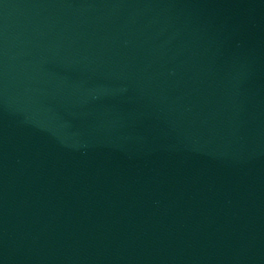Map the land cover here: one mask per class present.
Wrapping results in <instances>:
<instances>
[{
    "label": "water",
    "instance_id": "obj_1",
    "mask_svg": "<svg viewBox=\"0 0 264 264\" xmlns=\"http://www.w3.org/2000/svg\"><path fill=\"white\" fill-rule=\"evenodd\" d=\"M0 264H264V0H0Z\"/></svg>",
    "mask_w": 264,
    "mask_h": 264
}]
</instances>
